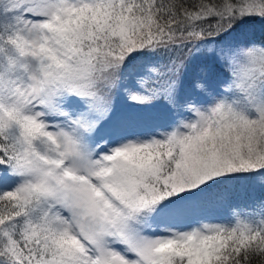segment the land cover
Returning <instances> with one entry per match:
<instances>
[{
  "label": "snow or ice",
  "instance_id": "obj_1",
  "mask_svg": "<svg viewBox=\"0 0 264 264\" xmlns=\"http://www.w3.org/2000/svg\"><path fill=\"white\" fill-rule=\"evenodd\" d=\"M0 264H264V0H0Z\"/></svg>",
  "mask_w": 264,
  "mask_h": 264
}]
</instances>
